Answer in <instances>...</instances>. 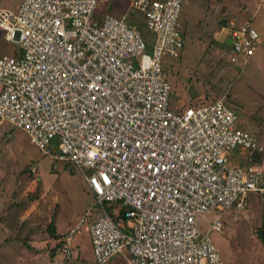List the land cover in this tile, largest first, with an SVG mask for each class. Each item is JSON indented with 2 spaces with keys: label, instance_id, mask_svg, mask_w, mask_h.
Here are the masks:
<instances>
[{
  "label": "built area",
  "instance_id": "obj_1",
  "mask_svg": "<svg viewBox=\"0 0 264 264\" xmlns=\"http://www.w3.org/2000/svg\"><path fill=\"white\" fill-rule=\"evenodd\" d=\"M181 2L127 0L151 42L125 12L98 15V0L0 9L1 37L15 44L0 53V126L23 131L52 169L70 163L100 210L91 219L85 211L59 238L66 258L89 218L93 264H222L209 233H221L224 213L244 209L248 193L264 211V168L246 155L262 149L224 100L170 104L161 64L183 47ZM224 29L228 62H244L258 32L248 21ZM231 150L244 167L231 164Z\"/></svg>",
  "mask_w": 264,
  "mask_h": 264
},
{
  "label": "rangeland",
  "instance_id": "obj_2",
  "mask_svg": "<svg viewBox=\"0 0 264 264\" xmlns=\"http://www.w3.org/2000/svg\"><path fill=\"white\" fill-rule=\"evenodd\" d=\"M20 1L0 0V9L14 11ZM95 11L98 15L125 12L127 23L138 29L143 40L152 41V33L139 13L128 8L127 0H98ZM257 13L264 14L263 0H182L178 22L183 47L176 58L163 55L161 68L173 107L223 99L237 115L239 126L261 147L256 164L264 168V43L236 63H229L228 50L218 45L227 34L226 21L235 25L248 21L256 28ZM263 24L264 15L259 33L264 39ZM1 41L8 53L15 47L0 37V45ZM49 146L55 153L56 141ZM228 157L232 165L244 167L245 157L237 150L229 151ZM29 165L35 166V173ZM51 166L49 156L41 155L23 131L0 126V264H93L84 225L100 210L74 168ZM245 201L244 209L224 213L221 233H209L222 264H264V211L254 193H248ZM85 211L90 216L73 235L72 255L61 260L57 254L61 252L50 251L61 235L48 240V219L52 224L56 219L63 228L73 227Z\"/></svg>",
  "mask_w": 264,
  "mask_h": 264
},
{
  "label": "trees",
  "instance_id": "obj_3",
  "mask_svg": "<svg viewBox=\"0 0 264 264\" xmlns=\"http://www.w3.org/2000/svg\"><path fill=\"white\" fill-rule=\"evenodd\" d=\"M221 22H222V21H221ZM0 37H1V35H0ZM1 39H2V37H1ZM2 40H3V39H2ZM3 41H4V40H3ZM3 45H4V42L1 41L0 50H2V51H0V53H8L7 50H4ZM218 45H220L222 48H224V50H228V45H226L225 42H221V43L218 44ZM10 53H12V50L10 51ZM170 92H171V88H170ZM214 100H215V99H213L212 101H214ZM210 102H211V101H210ZM170 104H171V106H172V100H171V98H170ZM196 105H201V104H199V103H197V104H190V103H189V104H180V106H179L178 108H184V107H186V106H196ZM172 107H173V106H172ZM260 154H261V152H256V151H251V152H247V153H246V155H247V159H249V162H252V163H254V164H256V162H257L258 157L260 156ZM61 164H64V165L67 164L69 167L73 168L72 165H71L70 163H68V162H61ZM46 230H47V232L49 233L50 237H52L53 239L59 237V235L55 232L54 227H53V224L51 223V221H49V222L47 223V225H46ZM61 236H62V235H61ZM58 248H59V243H58V244L56 243V244L50 249V251H51V252H53V251L56 252V250L58 251ZM59 255L61 256L62 259L66 258L64 255H61L60 253H59Z\"/></svg>",
  "mask_w": 264,
  "mask_h": 264
},
{
  "label": "crops",
  "instance_id": "obj_4",
  "mask_svg": "<svg viewBox=\"0 0 264 264\" xmlns=\"http://www.w3.org/2000/svg\"><path fill=\"white\" fill-rule=\"evenodd\" d=\"M108 13V12H107ZM264 15V14H263ZM263 15L261 14V13H257V16H256V19L253 21V23H255L256 25H257V29L252 25V23H251V25L256 29V31L258 32V34L260 33V31H262V25H261V21H262V17H263ZM264 25V24H263ZM224 28V27H223ZM225 30V29H224ZM264 31V30H263ZM225 38L224 39H222L223 40V42H225V39H226V36H224ZM259 37H260V42H259V44L257 45V47H260L261 46V44L262 43H264V39L262 38V36H260V34H259ZM258 48H255V51L257 50ZM254 51V52H255ZM254 54V53H253ZM252 54V55H253ZM251 55V56H252ZM59 164H61V163H59ZM48 221H51V219H48ZM53 227H54V230H55V232L58 234V235H62L63 233H65L69 228H71V227H65V228H63V227H61L60 226V224L59 223H57L56 222V219H54V223H53ZM59 239V238H58ZM58 239L56 240V242H55V244L57 243V241H58ZM48 240H53V238L52 237H49V239ZM47 240V241H48ZM0 242H2V241H0ZM29 243V242H28ZM30 244V243H29ZM28 244V245H29ZM89 246H90V244H89ZM31 247H33V246H31ZM34 250H36V249H34ZM91 252V251H90ZM57 253V252H56ZM57 254H59V253H57ZM56 254V255H57ZM58 256V255H57ZM60 258H61V256H60ZM77 258H78V256H77ZM61 260H62V258H61Z\"/></svg>",
  "mask_w": 264,
  "mask_h": 264
},
{
  "label": "water",
  "instance_id": "obj_5",
  "mask_svg": "<svg viewBox=\"0 0 264 264\" xmlns=\"http://www.w3.org/2000/svg\"><path fill=\"white\" fill-rule=\"evenodd\" d=\"M225 44H226V45L229 44V38H228V37H226V39H225ZM261 232H264V230H262Z\"/></svg>",
  "mask_w": 264,
  "mask_h": 264
}]
</instances>
